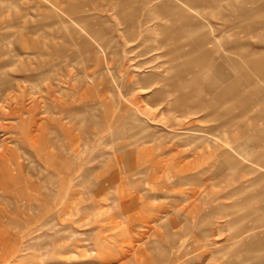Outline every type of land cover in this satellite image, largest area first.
<instances>
[{"label": "rangeland", "instance_id": "obj_1", "mask_svg": "<svg viewBox=\"0 0 264 264\" xmlns=\"http://www.w3.org/2000/svg\"><path fill=\"white\" fill-rule=\"evenodd\" d=\"M0 155V264H264V0H0Z\"/></svg>", "mask_w": 264, "mask_h": 264}, {"label": "bare ground", "instance_id": "obj_2", "mask_svg": "<svg viewBox=\"0 0 264 264\" xmlns=\"http://www.w3.org/2000/svg\"><path fill=\"white\" fill-rule=\"evenodd\" d=\"M168 4H169V3H168ZM191 4H192V3H191ZM187 5H188V4H187ZM173 6H175V5H173ZM177 8H178V7H177ZM190 8H191V7H190ZM194 8H195V7H194ZM157 9H158V8H157ZM175 9H176V8H175ZM158 10H159V9H158ZM172 11H174V10H172ZM195 11H196V10H195ZM125 13H126V12H125ZM193 13H194V12H193ZM165 15H166V14H165ZM193 35H194V34H193ZM193 51H194V50H193ZM191 52H192V51H191ZM191 52H190V53H191ZM15 55H16V54H15ZM16 56H17V55H16ZM251 58H252V57H251ZM256 59H257V57H256ZM259 60H260V59H259ZM262 60H263V59H262ZM247 61H248V60H247ZM253 61H254V60H253ZM261 63H262V62H261ZM209 64H211V63H209ZM212 64H213V63H212ZM256 65H257V64H256ZM211 66H212V65H211ZM213 66H214V65H213ZM234 69H235V68H234ZM260 71H261V70H260ZM259 73H260V72H259ZM259 73H258V74H259ZM231 78H232V77H231ZM235 79H236V78H235ZM243 79H244V78H243ZM230 81H231V80H230ZM227 82H228V81H227ZM244 82H245V81H244ZM240 86H241V85H240ZM240 88H242V87H240ZM243 89H244V88H243ZM243 89H242V90H243ZM249 94H250V93H249ZM236 97H237V99L239 98L238 96H236ZM34 98H35V97H34ZM241 99H242V97H241ZM238 100H239V99H238ZM246 100H247V99H246ZM239 101H240V100H239ZM245 102H246V101H245ZM245 102H244V103H245ZM13 107H14V106H13ZM221 112H222V111H221ZM217 113H218V112H217ZM217 113H216V114H217ZM217 119H218V118H217ZM221 119H222V118H221ZM233 120H234V119H233ZM230 121H231V120H230ZM2 152H3V151H2ZM4 153H5V152H4ZM2 155H3V153H2ZM0 156H1V155H0ZM18 164H19V163H18ZM2 176H4V175L2 174ZM31 183H33L32 180H31ZM8 184H9V183H8ZM45 184H46V183H45ZM34 186H35V183H33L32 187L34 188ZM41 188H43V187H41ZM27 189H28V188H27ZM45 189H46V188H45ZM47 190H48V189H47ZM38 191H39V190H38ZM51 192L53 193V191H51ZM35 193H36V192H35ZM30 199H31V198H30ZM30 205H31V204H30ZM17 209H18V208H17ZM262 221H263V220H262Z\"/></svg>", "mask_w": 264, "mask_h": 264}]
</instances>
